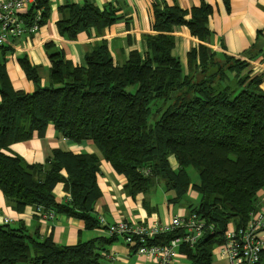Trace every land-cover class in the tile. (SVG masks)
<instances>
[{
	"label": "trees",
	"instance_id": "trees-1",
	"mask_svg": "<svg viewBox=\"0 0 264 264\" xmlns=\"http://www.w3.org/2000/svg\"><path fill=\"white\" fill-rule=\"evenodd\" d=\"M39 10L43 26L50 16L47 0H36L28 15ZM60 11L58 33L70 41L120 20L114 10H101L88 1ZM212 12L207 4L190 11L155 7L156 34L145 37L148 51L132 52L120 65L114 63L106 41L86 54L83 67L49 42L46 85L27 57L18 58L35 86L32 93L13 87L5 69L11 45L0 47V190L13 209L22 213L26 207H43L82 220L88 229L99 224L94 215L101 197L98 155L58 149L44 164H28L8 153L13 144L35 134L43 137L53 125L72 143L92 141L113 170L127 179L125 190L131 197L149 193L160 180L173 195L172 203L183 201L190 187L198 193L199 204L190 207L191 213L205 221L206 230L195 244H182L180 252L191 264H212L213 249L223 244L229 224H247L264 188L263 76L246 72L247 61L225 57L219 62L209 53L204 43L211 35ZM180 26L200 42L188 53L187 71L173 55L172 33ZM189 167L197 171L199 183L192 182ZM59 183L70 195L66 204L56 202ZM180 236L181 231L165 233L152 243L167 244ZM106 241L58 246L24 227L3 225L0 264H99V249Z\"/></svg>",
	"mask_w": 264,
	"mask_h": 264
},
{
	"label": "crops",
	"instance_id": "crops-1",
	"mask_svg": "<svg viewBox=\"0 0 264 264\" xmlns=\"http://www.w3.org/2000/svg\"><path fill=\"white\" fill-rule=\"evenodd\" d=\"M86 1L101 10H114L120 20L101 32L91 29L80 33L74 41L66 40L57 29V22L61 19L60 9L69 5H83ZM203 4L213 9L208 23L211 35L204 43L209 53L219 62L225 57L247 61L249 67L246 72L263 76L261 88L264 91V0H50V16L46 24L37 35L25 36L13 42L6 56L5 69L16 90L32 93L35 86L27 79L18 62V58L25 56L38 68L42 85H46L51 63L45 44L49 42L64 50L67 59L75 66L83 67L86 65V54L98 43L106 41L114 63L120 65L129 59L132 52L144 54L148 51L145 37L156 34L153 30L155 7L163 9L166 6H177L190 11ZM34 6V3L30 4L28 12ZM172 36L176 41L173 55L179 58L187 71L188 53L200 42L186 26L175 27ZM58 149L77 155L87 153L100 157L97 182L101 197L94 205V215L98 220L105 218L109 224L124 220L133 224L162 225L175 216L190 215V207L199 204V195L191 187L183 201L172 203L173 195L167 192L163 180L157 181L156 187L147 194L129 196L125 190L127 179L113 170L92 141L72 143L58 134L53 125L47 127L43 137L35 134L28 141L13 144L8 153L20 156L28 164H44L53 151ZM169 161L173 169L178 168L174 157ZM62 174L67 176L65 171ZM54 195L58 204H66L70 196L62 183L55 187ZM258 197L257 211L264 213V188ZM6 220L10 222L5 223ZM3 225L24 227L29 234L37 235L40 239L51 238L58 246H75L79 242L97 239L109 240L99 249V264H156L152 260L137 257L134 246L125 243L121 237H111L100 224L94 229H88L84 221L64 214L47 221L33 207H26L22 213H18L0 190V226ZM228 228L235 226L231 223ZM169 264H191V261L180 252ZM212 264H228L218 245L213 249Z\"/></svg>",
	"mask_w": 264,
	"mask_h": 264
},
{
	"label": "built area",
	"instance_id": "built-area-1",
	"mask_svg": "<svg viewBox=\"0 0 264 264\" xmlns=\"http://www.w3.org/2000/svg\"><path fill=\"white\" fill-rule=\"evenodd\" d=\"M35 2L36 0H0V47L12 45L16 40L35 36L40 32L41 11L28 15L30 4ZM35 211L47 221L57 216L43 207H37ZM9 222L10 220L5 221ZM99 224L111 237H121L125 243L134 246L137 257L152 260L156 264H169L175 260L180 254L182 244H195L206 230L205 221L196 213L175 216L170 222L162 225L133 224L124 220L109 224L105 218H100ZM175 231H181L182 236L167 244L152 243L157 236ZM263 231L264 213L259 211L251 215L245 226L227 228L225 240L219 247L228 264H262Z\"/></svg>",
	"mask_w": 264,
	"mask_h": 264
},
{
	"label": "rangeland",
	"instance_id": "rangeland-1",
	"mask_svg": "<svg viewBox=\"0 0 264 264\" xmlns=\"http://www.w3.org/2000/svg\"><path fill=\"white\" fill-rule=\"evenodd\" d=\"M188 173H189L193 183H198L199 182L198 173H197V171L194 168L189 167L188 168Z\"/></svg>",
	"mask_w": 264,
	"mask_h": 264
}]
</instances>
